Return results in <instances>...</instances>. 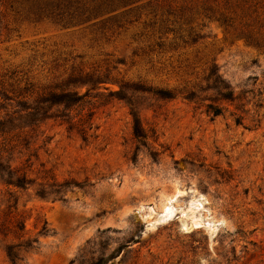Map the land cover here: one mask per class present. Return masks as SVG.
Returning a JSON list of instances; mask_svg holds the SVG:
<instances>
[{"label":"rangeland","instance_id":"rangeland-1","mask_svg":"<svg viewBox=\"0 0 264 264\" xmlns=\"http://www.w3.org/2000/svg\"><path fill=\"white\" fill-rule=\"evenodd\" d=\"M32 1L0 0V161L28 182L0 176V264H264V45L197 0L96 25Z\"/></svg>","mask_w":264,"mask_h":264},{"label":"trees","instance_id":"trees-1","mask_svg":"<svg viewBox=\"0 0 264 264\" xmlns=\"http://www.w3.org/2000/svg\"><path fill=\"white\" fill-rule=\"evenodd\" d=\"M152 1L153 0H33L32 6L35 14L38 17H46L56 22H64L66 20L68 23L79 24L93 21V25H96L98 23H108L112 19H116L119 15L132 11L133 9H139L140 7H143V5H151L153 3ZM154 1L159 2L160 0ZM193 1L194 0H190V2ZM197 2L199 4L197 6L201 7V13L205 18L217 21L226 30L230 29L238 33L240 37L246 39L254 45H264V17H262V14L260 13V8L263 7L260 6L261 1L197 0ZM169 31L173 33L176 32L174 29H169ZM179 38L185 44H188L195 43L199 36L198 33H196V29L194 27H190L187 38L180 35ZM212 74L215 75L216 72L213 71ZM217 77L220 78L218 75ZM72 80L73 81L71 82L75 84H87L90 82V80L81 78H73ZM223 88L227 87L223 86ZM159 93L167 98L174 97L171 91L165 90L160 91ZM222 95L227 99H232L234 93L230 90H226L224 93H222ZM82 97L83 95L77 91H51L45 94V96H43L39 102L48 103L49 106L56 104L70 106L77 104ZM27 107L31 108L30 106ZM30 113L34 118L33 111H30ZM216 114H220V111H217ZM134 117V133L137 136H142L144 134L143 127L140 125L138 117L136 115H134ZM7 123L12 124L11 118L0 119V137H3L5 134L9 133V131L6 130ZM32 123L35 122H31V124ZM3 140L5 145L6 137H3ZM4 145L3 148L5 147ZM5 166L6 165L0 161V176L5 179L8 184L24 187L28 183L26 176L18 175L11 169L10 166L9 169H7ZM17 229L24 230L25 224L19 222L17 224ZM20 245L22 244L9 245L6 248V254L13 263H16L19 259V253L16 251V249ZM24 245H26L28 248L31 247V244L28 242H26Z\"/></svg>","mask_w":264,"mask_h":264},{"label":"bare ground","instance_id":"bare-ground-1","mask_svg":"<svg viewBox=\"0 0 264 264\" xmlns=\"http://www.w3.org/2000/svg\"><path fill=\"white\" fill-rule=\"evenodd\" d=\"M166 206V205H165ZM197 225V224H196ZM199 225V224H198Z\"/></svg>","mask_w":264,"mask_h":264}]
</instances>
